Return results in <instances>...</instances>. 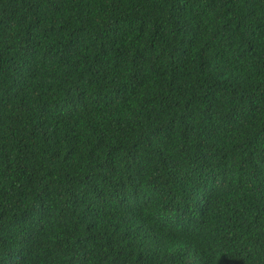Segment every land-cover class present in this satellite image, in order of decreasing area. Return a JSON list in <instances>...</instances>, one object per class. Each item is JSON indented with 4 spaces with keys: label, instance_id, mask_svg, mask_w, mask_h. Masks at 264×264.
I'll return each instance as SVG.
<instances>
[{
    "label": "trees",
    "instance_id": "obj_1",
    "mask_svg": "<svg viewBox=\"0 0 264 264\" xmlns=\"http://www.w3.org/2000/svg\"><path fill=\"white\" fill-rule=\"evenodd\" d=\"M0 264H264V0H0Z\"/></svg>",
    "mask_w": 264,
    "mask_h": 264
}]
</instances>
